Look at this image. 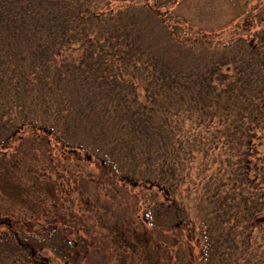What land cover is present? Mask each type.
Wrapping results in <instances>:
<instances>
[{"label":"trees","instance_id":"16d2710c","mask_svg":"<svg viewBox=\"0 0 264 264\" xmlns=\"http://www.w3.org/2000/svg\"><path fill=\"white\" fill-rule=\"evenodd\" d=\"M184 1L0 0V177L19 179L12 171L20 146L27 137L43 141L61 152L59 163L48 158L51 172L39 175L53 172L51 183L61 178L56 166L63 159L71 169L95 168L101 183L157 187L161 208L153 218L145 209L142 223L165 235L166 217L179 212L172 202L178 170L190 175L191 147L200 142L188 137L207 120L231 116L229 147L243 148V159L209 179L232 189L241 160L248 178L250 156L262 154L253 137L264 130V27L194 25L177 12ZM145 165L149 176L142 179ZM52 207V217L44 213L39 223L0 208V264H76L80 236L56 225L73 218L58 215L55 201ZM185 248L190 264L210 259L211 242Z\"/></svg>","mask_w":264,"mask_h":264},{"label":"rangeland","instance_id":"374dc122","mask_svg":"<svg viewBox=\"0 0 264 264\" xmlns=\"http://www.w3.org/2000/svg\"><path fill=\"white\" fill-rule=\"evenodd\" d=\"M177 12L186 13L192 24L207 29L247 21L256 31L264 27V0H185ZM231 118L223 122L207 120L200 126V129L204 128L202 131L188 137L191 144L196 139L200 142L193 141L191 147L190 175L178 170V182L173 187L175 201L172 202L179 212L172 216L171 211L166 217L169 227L165 228V235L161 230L158 235L151 233L149 225L142 223L145 209H150L153 218L152 212L161 208L163 194L157 187L149 182L126 185L125 189L119 187L120 184L115 187L101 183L97 180L95 168L89 165L86 171L77 166L71 169L63 159L60 166H56L62 180L58 178L57 182L51 183L53 172L44 178L39 175L44 170L51 172L45 169L49 157L54 158L53 163L60 162V149L48 150L43 141L37 142L30 137L16 154L17 166L13 167L12 174L17 173L20 178H8L7 181L0 177V208L13 209L17 216H30L39 223L37 217L51 214L55 201L58 215L65 220L73 218L72 225L59 220L56 225L67 233L71 230L73 236H80L76 238V264H190L185 246L191 245L194 251H198L203 244L210 245V242L211 256L203 264H264V130L253 137L255 144L261 143L262 154L257 152L250 156L252 166L247 168L248 178L242 173L241 160L237 163L241 176L237 175L232 189L217 187L209 179L222 174L232 163L239 162V158L243 159V148H235L234 144L229 147L233 138ZM91 124L95 125L94 122ZM216 126L218 132H215ZM235 135L245 134L238 131ZM18 143L16 141L13 147ZM127 166L126 173L129 174L132 171L129 161ZM146 167L148 165L140 168H143L142 179L149 176ZM149 168L155 171V166ZM154 173L150 175L152 180ZM133 174H138V170ZM201 176L205 184L199 181ZM34 178H39L40 183L34 188L28 187ZM204 191L206 195L202 194ZM216 192L218 195H213ZM224 194L229 195V201L222 200ZM134 205L138 209L135 213L132 210ZM76 216L83 223L75 222ZM177 223H181L182 229ZM144 238L150 240L146 243ZM165 248L171 255L170 260L165 259L162 251Z\"/></svg>","mask_w":264,"mask_h":264}]
</instances>
